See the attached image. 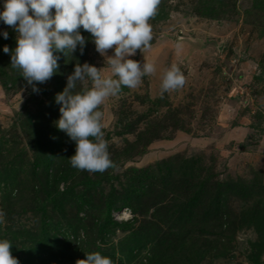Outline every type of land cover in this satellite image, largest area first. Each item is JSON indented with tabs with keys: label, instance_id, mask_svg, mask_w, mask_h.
<instances>
[{
	"label": "rangeland",
	"instance_id": "1",
	"mask_svg": "<svg viewBox=\"0 0 264 264\" xmlns=\"http://www.w3.org/2000/svg\"><path fill=\"white\" fill-rule=\"evenodd\" d=\"M149 23L151 47L130 58L152 63L156 71L101 106L102 131L114 163L103 173L70 166L72 171L47 169L41 178L48 156L38 157L30 149L16 115L25 109L33 112L32 100L46 99L32 94L24 79L11 87L0 77V149L11 155L10 180L0 182L5 213L0 239L11 242V254L20 264H77L97 251L114 264H264V4L160 0ZM3 31L16 39L13 28L0 23ZM81 32L88 39L81 64L104 67L102 75H112L91 34ZM172 66L180 68L185 83L161 95L163 74ZM2 68L10 75L6 65ZM79 86L90 87L91 82ZM156 133L159 137L153 138ZM169 159L193 162L199 177L194 185L209 175L213 183L248 191L214 209L229 211L225 219L232 223L221 224L204 206L190 217L183 211L187 202L181 200L179 206L173 203L172 219L160 224V203L145 207L147 196L130 183L137 171ZM34 173L42 186L53 187L48 199ZM87 180L97 183L90 191L95 209L79 203ZM109 203L123 206L111 211L115 229L99 225ZM130 222L124 230L122 224Z\"/></svg>",
	"mask_w": 264,
	"mask_h": 264
},
{
	"label": "clouds",
	"instance_id": "2",
	"mask_svg": "<svg viewBox=\"0 0 264 264\" xmlns=\"http://www.w3.org/2000/svg\"><path fill=\"white\" fill-rule=\"evenodd\" d=\"M160 0H0V23L17 33L16 47L3 48L10 55L11 66L33 92L58 73L59 61L79 50L84 54L88 39L81 29L91 34L96 51L105 57L112 75H102L87 62L76 63L67 76V85L57 93L60 118L55 126L75 143V155L68 160L73 168L89 173H103L114 167L109 142L102 131L105 100L117 96L123 87L135 89L142 78L156 71L152 63L133 60L137 50L151 47L153 40L149 20L156 15ZM4 39L9 32H0ZM112 55H108V50ZM115 77V78H113ZM90 81V87L77 90L78 84ZM185 77L180 68L172 66L163 74L161 95L182 87ZM55 139V137H53ZM5 213L0 209V224ZM12 244L0 239V264H20L12 256ZM77 264H114L100 252H90Z\"/></svg>",
	"mask_w": 264,
	"mask_h": 264
},
{
	"label": "trees",
	"instance_id": "3",
	"mask_svg": "<svg viewBox=\"0 0 264 264\" xmlns=\"http://www.w3.org/2000/svg\"><path fill=\"white\" fill-rule=\"evenodd\" d=\"M263 2L264 0H261L262 4H264ZM7 45L10 50L16 47V39L11 34H9L8 39L0 37V77L2 78L5 85H7V83H10V86L12 87L15 86L17 81H23V77L21 70L13 68L11 66L10 55L3 52V48ZM70 57L72 60L69 59ZM81 62L82 55H80L78 50L76 53H74V57L69 54L66 60L62 58L59 61L61 67L58 70V73L54 75V78L50 79L49 85H37V87L40 89L37 93L43 94L46 100H32V104H35L33 112L30 109H25L23 114L16 115L17 128H19L22 131V134H25V137H27L29 147L31 145L30 149H32V151L34 150V154L39 155L38 157H41L40 154H47L48 156V159H46V162L43 164V174L40 173L41 178L42 176L46 175L44 172L48 173V170L54 171V169H59V171H63V167H66V169L72 171L70 167V161L68 159L75 155L76 146L75 143L71 141L70 138L66 135V133L60 131L55 126V122L60 118V105L55 102L54 98L57 93L62 92L66 87L67 76L73 72L75 64H81ZM5 65L10 70V75L4 74L5 70L2 68V66L4 67ZM80 89L81 87L78 84L77 90ZM32 94H35V92L32 91ZM148 134L153 133L150 132ZM53 137H55V139H53ZM156 137H159L157 133L153 138ZM1 151L2 150L0 149V182H5L6 180H10L9 178L11 173L7 167V159H9V156L11 155H5ZM142 151H138V153H141ZM25 164L26 163L21 161L22 166L25 167ZM11 165L13 166V164ZM192 167V161L188 162L187 160L185 161L178 159H169L167 161L157 163L153 167H148L144 170L137 171L136 180L130 183L131 188H135L138 185L141 188V192L147 196V204L145 205V207L155 206L154 204H156L157 206L160 203V206H158L157 208L158 214H156V216L161 225H166L169 220L172 219V209L174 208V205L175 207L179 206L176 203L177 201L181 200L187 202V204L183 207V211L188 212V216H193L191 215L192 212L194 214L195 211L201 210V208L204 206L203 209L207 210L206 213H208L209 215L212 213V218H215V220L221 223L222 221L227 219V217L229 216V211H215L214 209H216L218 205L221 206V204L224 205L221 208L227 206L226 201H228V198L230 196L246 195V192H248L247 190L241 188V186L223 184L217 181L213 183V180L208 177L209 175L203 177L200 180L201 182L198 183L199 186L194 185L193 179H196L198 177V173H195L192 170ZM181 170H183V172H181ZM35 174L36 173H34V175ZM51 174H53L52 171ZM51 174L49 176H51ZM40 176L37 175L36 177L35 175L38 183L40 184V186H42ZM96 185V182L93 183L88 180L84 183V190L86 189V191L82 193V197H80L79 200L81 207H85L88 210L95 209L96 204L93 202L94 196L90 195V191L95 189V187H97ZM145 185L147 186L145 187ZM50 188L51 190L53 189V187L51 186H42V192L45 193L47 199L51 191ZM169 194H172L170 199L165 200V198ZM136 201L138 204L141 203V200L138 197ZM168 207L169 210L166 211L165 208L168 209ZM121 208H123L122 205H112L111 203H109L105 214V220L103 221V223H99V225H105L115 229V224L117 223L111 217V211L112 209L120 210ZM162 209H165L166 212H162ZM92 212L93 211H90L89 213ZM177 214L178 212L176 213V215ZM87 216H89L88 213L86 214V217ZM75 218L78 217L76 216ZM176 218L177 217H175V219ZM179 220L180 219H177V221ZM226 222L232 223V220H229L228 218ZM131 224L132 222L123 223V229L128 230ZM221 224L224 223L222 222ZM153 225H156V223H153Z\"/></svg>",
	"mask_w": 264,
	"mask_h": 264
},
{
	"label": "built area",
	"instance_id": "4",
	"mask_svg": "<svg viewBox=\"0 0 264 264\" xmlns=\"http://www.w3.org/2000/svg\"><path fill=\"white\" fill-rule=\"evenodd\" d=\"M122 214L124 215V214H126V213H122ZM118 216L121 217L120 213H119V215H117V217H118Z\"/></svg>",
	"mask_w": 264,
	"mask_h": 264
}]
</instances>
